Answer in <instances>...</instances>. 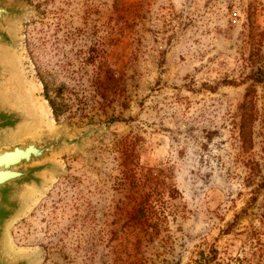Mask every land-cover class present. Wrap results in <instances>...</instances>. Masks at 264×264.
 I'll return each instance as SVG.
<instances>
[{"label": "rangeland", "instance_id": "374dc122", "mask_svg": "<svg viewBox=\"0 0 264 264\" xmlns=\"http://www.w3.org/2000/svg\"><path fill=\"white\" fill-rule=\"evenodd\" d=\"M11 1L26 10L7 55L28 134L95 132L49 159L5 249L31 264H264V0ZM107 66L114 79L94 82ZM41 79L61 87L57 120Z\"/></svg>", "mask_w": 264, "mask_h": 264}, {"label": "water", "instance_id": "95a60500", "mask_svg": "<svg viewBox=\"0 0 264 264\" xmlns=\"http://www.w3.org/2000/svg\"><path fill=\"white\" fill-rule=\"evenodd\" d=\"M25 13L18 3L0 0V264L32 262L30 256L12 255L5 249V229L24 202L26 191L37 189L42 175L51 170L49 159L70 148L79 149L95 132L69 134L61 127L54 133L43 130L28 134L36 118L27 114L19 103L21 97L7 55L12 44L7 30L9 23Z\"/></svg>", "mask_w": 264, "mask_h": 264}, {"label": "trees", "instance_id": "16d2710c", "mask_svg": "<svg viewBox=\"0 0 264 264\" xmlns=\"http://www.w3.org/2000/svg\"><path fill=\"white\" fill-rule=\"evenodd\" d=\"M90 60H94L91 57H88L87 59H85L86 62L90 63ZM92 64V63H91ZM99 73H94V82L102 85L103 83L107 84L109 83L108 81H112L114 78L113 76V72L109 69V67H105V69L103 70V79L99 80ZM40 84L42 87V97L44 99V101H46L51 115L53 117L54 120H57V118L63 114V112H65L64 110L68 107L67 103L64 101V95L61 93V87H58L56 89H52L49 90V87L47 85L46 82L42 81V79L40 80ZM104 84V85H105ZM98 92V90L96 91ZM106 92L105 87L101 90V92L99 93V96L101 99H105L104 93ZM110 94L112 91H108ZM261 187L264 188V179L261 182ZM141 206V204H140ZM140 211V210H139ZM196 264H219L216 259H215V255L213 253L210 254V256L208 257H204V256H200V259L198 261V263Z\"/></svg>", "mask_w": 264, "mask_h": 264}, {"label": "bare ground", "instance_id": "6f19581e", "mask_svg": "<svg viewBox=\"0 0 264 264\" xmlns=\"http://www.w3.org/2000/svg\"><path fill=\"white\" fill-rule=\"evenodd\" d=\"M14 68V67H13ZM14 70V69H13ZM15 76V75H14ZM16 77V76H15ZM14 77V78H15ZM17 84H18V81H17ZM16 84V85H17ZM22 87V86H21ZM22 92H23V95L26 97L25 99H27V102H28V105H29V107H30V112L35 116V117H37L35 114H34V112H33V107H32V105L35 103L33 100H31V98H32V93H31V91L26 87V88H23V90H22ZM19 93V92H18ZM24 98V97H23ZM22 100V99H21ZM25 101V100H24ZM34 102V103H33ZM20 103V102H19ZM23 105V104H22ZM22 107V106H21ZM28 107V106H27ZM22 109L24 110V108L22 107ZM28 110V111H29ZM25 111V110H24ZM26 112V111H25ZM29 118V117H28ZM30 119V118H29ZM24 203V202H23ZM23 203H22V205H23ZM6 227V226H5ZM7 230V229H6ZM3 243H4V238H3ZM29 264H31V263H29Z\"/></svg>", "mask_w": 264, "mask_h": 264}]
</instances>
